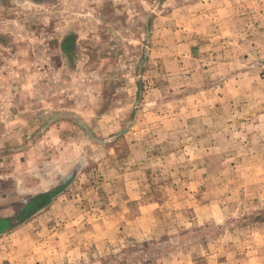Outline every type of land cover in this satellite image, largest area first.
Masks as SVG:
<instances>
[{"label":"rangeland","instance_id":"1","mask_svg":"<svg viewBox=\"0 0 264 264\" xmlns=\"http://www.w3.org/2000/svg\"><path fill=\"white\" fill-rule=\"evenodd\" d=\"M100 1L86 24H30L49 15L30 3L24 24H0L4 55L58 63L72 30L88 87L87 108L55 117L60 133L44 141L47 122L21 136L23 176L56 187L40 217L2 222L0 264H264V0L230 14ZM190 2L196 24L175 12ZM15 151L2 150L8 165Z\"/></svg>","mask_w":264,"mask_h":264},{"label":"crops","instance_id":"2","mask_svg":"<svg viewBox=\"0 0 264 264\" xmlns=\"http://www.w3.org/2000/svg\"><path fill=\"white\" fill-rule=\"evenodd\" d=\"M8 1L12 2L13 0H0V7L2 6L0 24H24L19 13H23L21 8L27 6L28 3L33 5L30 10L31 13L49 14L46 20L42 19L41 16L31 18L30 24H71L72 21H78V24H86L88 21L86 14L101 11L100 6L103 5L102 1L97 3L98 0L92 3L87 0H17L19 7L6 5ZM214 2L219 3L215 5ZM241 3L240 0L238 2L236 0H201L202 7L197 3L192 4L190 2L185 7L182 4L180 9L176 8L175 12L190 8V24H196L198 9L203 14L202 9L204 12L212 11L213 13L214 10L219 11V7H222L223 13L230 14L241 12V8L238 9L239 6L242 7L243 4ZM9 10H14L18 16L14 15L7 18L3 16ZM59 13L66 17V21L62 20L61 23L56 21ZM70 13H77L78 16H72ZM12 17L15 19H10ZM179 21H176L175 24H184L182 16ZM66 33L59 43L62 61L60 60L58 63L55 56L51 60L49 58L44 59L47 50L43 52V57L40 60H34L31 53L22 47L23 43L20 45V51L22 52V48L24 49L23 53L20 54L16 50L7 57L2 52L4 45L2 44V28H0V235H2V222H12L17 218L22 219L18 216L21 213H27V217H40V213L49 204L46 201L41 203V195L45 193L46 187H56L55 184H47L49 183L48 178L42 177L39 182V177L34 181H29L23 176L24 170L28 169L19 159L23 152L18 153V150H21L18 144L23 132L28 133L29 131L32 134L38 126L51 122L53 127H50L42 137L44 141L50 140L51 134L62 131V128L57 127V123L60 121L54 123L55 117L64 116V111L87 108L86 104L80 100V97L88 91L83 78L85 70L79 67L81 65L80 59H83L80 51L83 49L81 37H75L74 32L69 29ZM6 63H9L7 64L10 67L9 71L2 68ZM51 63L52 65H50ZM60 125H64L63 120ZM6 148L16 150L11 155L14 163L9 165L5 158L2 159V155H4L2 150ZM35 169L34 172L43 173L45 176L46 169L39 167ZM8 180L10 182L6 186ZM26 183L32 185L27 186L32 188L27 190L29 192L22 191ZM24 193L30 194L23 198ZM6 204H19V206L11 207V210L14 211L10 210L11 213L7 214Z\"/></svg>","mask_w":264,"mask_h":264},{"label":"trees","instance_id":"3","mask_svg":"<svg viewBox=\"0 0 264 264\" xmlns=\"http://www.w3.org/2000/svg\"><path fill=\"white\" fill-rule=\"evenodd\" d=\"M42 196V198H44L46 195L45 194H43V195H41Z\"/></svg>","mask_w":264,"mask_h":264}]
</instances>
